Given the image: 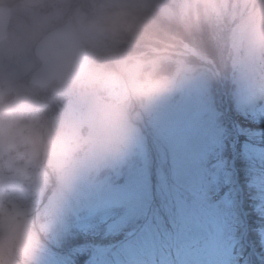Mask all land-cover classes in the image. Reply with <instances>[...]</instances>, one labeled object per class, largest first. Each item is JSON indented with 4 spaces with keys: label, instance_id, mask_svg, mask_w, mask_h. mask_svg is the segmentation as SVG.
Here are the masks:
<instances>
[{
    "label": "clouds",
    "instance_id": "obj_1",
    "mask_svg": "<svg viewBox=\"0 0 264 264\" xmlns=\"http://www.w3.org/2000/svg\"><path fill=\"white\" fill-rule=\"evenodd\" d=\"M204 28L227 30L232 67L264 100V0H0V264H36L62 199L195 77L186 38Z\"/></svg>",
    "mask_w": 264,
    "mask_h": 264
},
{
    "label": "rangeland",
    "instance_id": "obj_2",
    "mask_svg": "<svg viewBox=\"0 0 264 264\" xmlns=\"http://www.w3.org/2000/svg\"><path fill=\"white\" fill-rule=\"evenodd\" d=\"M186 39L195 77L139 113L122 160L62 199L36 264H264V100L232 67L227 30Z\"/></svg>",
    "mask_w": 264,
    "mask_h": 264
},
{
    "label": "trees",
    "instance_id": "obj_3",
    "mask_svg": "<svg viewBox=\"0 0 264 264\" xmlns=\"http://www.w3.org/2000/svg\"><path fill=\"white\" fill-rule=\"evenodd\" d=\"M191 60H194L193 58L191 59ZM195 61V60H194ZM196 63H199V62H196ZM201 64V63H200ZM222 98H223V96H222ZM53 102H55V104H53L52 102H48L50 105H49V107H51L50 109H49V112L51 111V112H54L55 111V109L54 108H57V105L59 104V102L60 101H58L56 98H54V101ZM231 108L233 109V106L231 105ZM233 111V110H232ZM231 112V111H230ZM235 112V111H234ZM239 140H240V138H239ZM237 152H238V150L240 151V148H239V146H237ZM236 161H238V159H236ZM238 181H239V184L242 186V188H243V190H244V192L246 193V194H248V191H247V189H246V187H245V184H244V181H245V178H243V177H239V179H238ZM251 194V193H250Z\"/></svg>",
    "mask_w": 264,
    "mask_h": 264
}]
</instances>
